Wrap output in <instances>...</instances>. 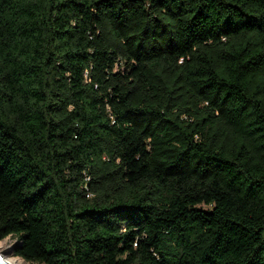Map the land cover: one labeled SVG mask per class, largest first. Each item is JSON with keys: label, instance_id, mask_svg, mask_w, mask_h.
<instances>
[{"label": "trees", "instance_id": "16d2710c", "mask_svg": "<svg viewBox=\"0 0 264 264\" xmlns=\"http://www.w3.org/2000/svg\"><path fill=\"white\" fill-rule=\"evenodd\" d=\"M7 236L37 264H264V0H0Z\"/></svg>", "mask_w": 264, "mask_h": 264}, {"label": "rangeland", "instance_id": "374dc122", "mask_svg": "<svg viewBox=\"0 0 264 264\" xmlns=\"http://www.w3.org/2000/svg\"><path fill=\"white\" fill-rule=\"evenodd\" d=\"M201 207L204 209L209 208L208 205H204V204L201 205ZM14 241H15V238L11 236H7L3 240H1L0 241V254L5 258H8V257L17 258L18 260H20V264H37V263L28 262L24 260L22 257L16 256L15 254H13L12 245Z\"/></svg>", "mask_w": 264, "mask_h": 264}, {"label": "bare ground", "instance_id": "6f19581e", "mask_svg": "<svg viewBox=\"0 0 264 264\" xmlns=\"http://www.w3.org/2000/svg\"><path fill=\"white\" fill-rule=\"evenodd\" d=\"M6 262L10 263V264H20V260H18L17 258H13V257H8V258H5Z\"/></svg>", "mask_w": 264, "mask_h": 264}, {"label": "water", "instance_id": "95a60500", "mask_svg": "<svg viewBox=\"0 0 264 264\" xmlns=\"http://www.w3.org/2000/svg\"><path fill=\"white\" fill-rule=\"evenodd\" d=\"M0 264H10V263L6 262L3 256L0 254Z\"/></svg>", "mask_w": 264, "mask_h": 264}]
</instances>
